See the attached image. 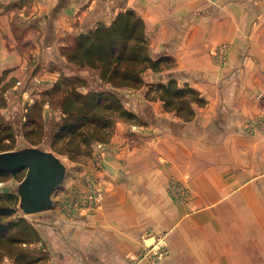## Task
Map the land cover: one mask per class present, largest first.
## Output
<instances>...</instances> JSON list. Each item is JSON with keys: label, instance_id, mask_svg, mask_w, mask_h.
<instances>
[{"label": "crops", "instance_id": "0c3cea01", "mask_svg": "<svg viewBox=\"0 0 264 264\" xmlns=\"http://www.w3.org/2000/svg\"><path fill=\"white\" fill-rule=\"evenodd\" d=\"M59 1L31 5L42 7L51 32L82 33L89 10L70 2L53 19ZM10 3L0 0V87L8 83L19 94L35 68L56 83L61 71L49 66L65 61L59 36L46 33L26 49L6 22ZM257 3L146 0L144 9L136 6L151 55L172 58L160 71L149 68L137 90L146 109L134 112L149 122L134 135L124 125L113 136L103 167L109 178L98 172L108 184L99 210L68 215L60 205L47 213L49 221L33 222L41 240L31 247L47 253L39 264H128L127 250L138 247L136 231L147 228L168 232L169 255L157 264H264V9ZM170 74L205 100L194 104L192 121L165 110L155 91L149 94L151 83ZM134 137L137 147L128 143ZM170 180L188 182L189 202L171 198Z\"/></svg>", "mask_w": 264, "mask_h": 264}, {"label": "trees", "instance_id": "16d2710c", "mask_svg": "<svg viewBox=\"0 0 264 264\" xmlns=\"http://www.w3.org/2000/svg\"><path fill=\"white\" fill-rule=\"evenodd\" d=\"M61 7L60 4L57 5ZM67 67L84 69L91 67L99 72L101 82L97 88L82 91L87 79L79 74L61 75L51 90L44 93V100L60 93L63 115L58 128L51 132V150L67 153L73 159L82 154L83 147L89 149L96 142H108L119 117L131 121L138 119L136 112L125 106L120 89L137 90L145 85L144 73L149 69L160 71L171 60L169 55L154 58L151 55L145 19L134 9L119 11L110 24L101 22L86 33L78 34L71 47L65 50ZM163 101L165 110L174 112L186 121H192L196 111L194 104H204L199 90L189 84H179L175 77L165 82L150 84ZM148 94V95H149ZM41 99V100H43ZM53 104L54 102L51 101ZM29 106L22 133L31 145L40 146L44 124L40 116L41 103ZM7 100L0 91V151H11L17 147L18 129L4 122L1 108ZM0 171V178L21 173ZM19 197L13 193L0 194V256L12 257L16 264L22 260L28 264L42 261L45 253L31 258L29 247L41 240V234L32 221L25 217L15 218L20 210ZM0 257V258H1Z\"/></svg>", "mask_w": 264, "mask_h": 264}, {"label": "rangeland", "instance_id": "374dc122", "mask_svg": "<svg viewBox=\"0 0 264 264\" xmlns=\"http://www.w3.org/2000/svg\"><path fill=\"white\" fill-rule=\"evenodd\" d=\"M11 2L12 11H9V18L6 20L7 23L12 24V30L17 35V39L19 43H25L26 49H34L36 46V41L39 42L41 39H46L44 37H47L46 33L48 35L52 34L54 35V38L59 36L58 38V44L60 52L63 54V57L65 61L62 62V66L60 63H56V65L49 66V69L51 71H55L58 69L61 71V75H69L72 74H79L80 76H83L87 79V85L86 87H79L82 91L88 92L89 89L97 88V84L101 82L99 72L91 67H87L84 69H75V68H68L67 67V61H66V54L65 50L68 47H71V44L76 37L75 35L70 34H58L54 31L51 32L46 29V26H48L47 20L42 17V7L39 9H34V7L31 5V0H4V4L7 5V3ZM54 1V0H53ZM252 5L255 4L256 0H249ZM259 6H261V9H264V2L261 0H257ZM72 2L71 7L77 8L82 12L83 9L89 10L90 18H87L84 21V24L86 25V28L82 33H86V31L95 28L98 24H101V22L105 24H110L113 19L117 16L119 11L126 10V9H134L137 12L136 6L140 8V10L145 8L146 0H60L58 4L61 5V7H58L57 4L54 7V16L53 19L56 17L62 15L64 9H66L69 4ZM254 3V4H253ZM23 4H27V8L24 11V13H21ZM68 4V5H67ZM53 5V6H54ZM17 7H20L18 9ZM45 7V6H43ZM254 8V7H252ZM53 9V8H52ZM51 9V10H52ZM63 9V10H62ZM16 14H15V13ZM139 13V12H138ZM53 14V13H52ZM140 14V13H139ZM143 17V16H142ZM113 18V19H112ZM1 19V18H0ZM112 20V21H111ZM111 21V22H110ZM110 22V23H109ZM97 23V25H95ZM92 25V28L89 27ZM95 25V26H94ZM49 31V32H46ZM149 40V39H148ZM22 44H19L18 46L22 48ZM25 46V45H24ZM151 48V47H150ZM153 56V55H152ZM31 57L33 55L31 54ZM170 57V56H169ZM41 58V56H40ZM171 58V57H170ZM172 60V58H171ZM171 60L167 61L163 68L166 66H169V63H171ZM39 70L35 68V70L30 74V78L27 80V82L24 85V89L19 93H15L16 90L10 89V84L6 83V85L0 87V91L3 93L4 97L7 100V104L5 107L1 108V113L3 117L4 122H8L10 124H13L18 129V135H17V147L25 146L27 144H31L30 139H26L22 133V127L25 123V116L28 112L29 106L33 105L36 102L41 103V110H36L34 116H40L42 119L40 120L41 123L44 124V132L45 135L43 137V141L40 144V147H45L49 150H51V142H50V134L52 131L56 130L58 128L59 122L62 120L63 112L61 108L58 106L60 101V93H54L53 96L50 98H47L46 100H41L39 95L45 93L47 90H51L53 88L54 84H51V82H45L44 73L45 70H43L41 73L38 72ZM49 73V71H46ZM60 75V77H61ZM175 77L174 75H169V78ZM3 78L0 76V84L3 83ZM179 81V80H178ZM157 83V82H156ZM152 84V83H151ZM38 90L35 88L38 86ZM184 85V84H183ZM46 87V88H44ZM150 89V86H149ZM138 90V89H137ZM137 90H130V89H120L121 96L124 99L125 106H127L130 110L134 111L146 109V106L143 105L144 101L141 100V98L137 95ZM150 91V90H149ZM155 91V90H154ZM156 93V91H155ZM17 98L19 99V102L13 103V100ZM53 101L54 104L51 102ZM38 103V104H40ZM138 115V114H137ZM115 127L113 129V132L110 135V140L108 142H96L93 145L89 147V149H85L83 147L82 154H80L76 158L70 157L67 153H60L57 151H53L55 154L59 155L60 158L64 161V163L67 166L68 174L67 177L62 184L61 187L53 194V201L55 202L54 208H59L60 205L64 209L65 213L68 215H74L75 213H78L80 215H86L89 214L91 211L99 210L103 205V202L105 201L106 192L108 184L104 181L105 178H109V173H105L103 168L105 166V160L107 159V156L109 154H112L114 151V146H111V141L113 139V136L118 134V129L121 126L128 125L131 126L133 131L131 135H134L136 130H138L139 126L142 124H148L149 122L145 117L138 115V119L135 121H131L125 118H117L115 120ZM134 132V133H133ZM136 137V136H135ZM134 141L129 140V144H135L139 146V140L136 138ZM127 142V141H126ZM121 143H124L122 141ZM16 147V148H17ZM112 148V149H111ZM134 148V147H133ZM52 151V150H51ZM125 160V157H124ZM105 173L103 177L98 175V172ZM26 170H22L21 173L17 175L12 176H3L0 178V194L4 193H13V191L17 188L18 183L25 177ZM170 188H172V192L176 191L171 196L175 201L187 203L190 201V194L188 193V182H185L183 180V183L179 184L178 182L174 180H170ZM176 188V189H175ZM102 190V197L99 200L100 205L94 206L95 204V197H97V190ZM179 191H183V194H179ZM19 208V204H18ZM51 210H47L40 213H32L29 215H24L20 210L17 212V214L14 216L15 218L19 217H25L26 219L32 221V222H41L44 223V221H49V217L46 216L47 213H50ZM134 234V233H133ZM136 240L138 242V247L131 248L127 250L126 253V259L128 261V264H140V263H160L165 261L164 259L167 258L170 252V247L168 244V232L164 229H138L135 233ZM160 236L166 237V245H161L159 247V253L153 255V249L154 244H156V241L159 239ZM38 248L35 247H29L28 252H31L30 257L31 258H37V256H40L38 252ZM45 253V252H44ZM45 258L47 257V253H45ZM1 257V256H0ZM6 257L11 258L12 257L5 255L0 258V264H4V260ZM45 258L43 260H45ZM26 260H22V264H28ZM39 264V261H35L30 264Z\"/></svg>", "mask_w": 264, "mask_h": 264}, {"label": "water", "instance_id": "95a60500", "mask_svg": "<svg viewBox=\"0 0 264 264\" xmlns=\"http://www.w3.org/2000/svg\"><path fill=\"white\" fill-rule=\"evenodd\" d=\"M19 170L27 171L14 190L19 197L20 211L29 215L53 209V194L68 174L60 156L43 146L31 144L0 151V171L12 173Z\"/></svg>", "mask_w": 264, "mask_h": 264}, {"label": "built area", "instance_id": "2783aa9c", "mask_svg": "<svg viewBox=\"0 0 264 264\" xmlns=\"http://www.w3.org/2000/svg\"><path fill=\"white\" fill-rule=\"evenodd\" d=\"M98 194H97V197H95V204L94 206H99L100 205V199L102 197V190L101 189H98L97 190ZM161 245H166V237L165 236H160L159 239L156 241V244H154V249H153V255L155 254H158L159 253V247ZM4 264H16L14 260H12L11 258L9 257H6L5 260H4Z\"/></svg>", "mask_w": 264, "mask_h": 264}]
</instances>
